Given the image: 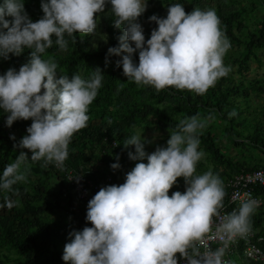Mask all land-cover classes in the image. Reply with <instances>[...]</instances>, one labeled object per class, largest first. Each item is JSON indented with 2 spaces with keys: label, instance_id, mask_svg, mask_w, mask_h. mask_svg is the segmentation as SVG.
Here are the masks:
<instances>
[{
  "label": "clouds",
  "instance_id": "obj_1",
  "mask_svg": "<svg viewBox=\"0 0 264 264\" xmlns=\"http://www.w3.org/2000/svg\"><path fill=\"white\" fill-rule=\"evenodd\" d=\"M106 2L111 5L113 27L123 29L118 46L109 48L107 55L125 53L116 67H122L127 80L157 91L173 87L203 95L231 71L223 63L231 44L214 9L196 7L186 13L182 4L170 5L166 18L149 17L157 28L145 45L143 29L136 21L146 11L147 0H41L43 16L36 22L25 12L23 0H4L0 58L29 49L30 59L18 71L9 69L0 75V109L8 114V127L17 120L32 123L14 145L27 149L30 158L20 151L0 175V190L5 193L0 208L19 206L12 197L19 195L13 186L27 182L22 166L29 160H43L41 167L50 163L61 167L73 135L87 126L89 106L104 79L101 70L91 71L88 79L79 74L71 79L58 76L55 58H45V53L53 46V37L63 52L68 48L65 35L74 40V33L93 34L96 14L104 11ZM137 51L138 65L133 62ZM209 119L197 114L180 120L168 132L166 146L150 154L144 151L149 141L142 140V135L126 139L124 147L134 146L136 153H129V159L147 163H137L123 184L102 187L88 202L86 220L92 226L69 233L64 264H178L177 254L187 264H226L223 257L229 242L250 232V217L258 201L244 199L238 209L222 215L223 181L211 170L196 174L205 155L198 150L197 133ZM178 178H183L185 191L169 196ZM210 240H219L223 246L213 250L207 245Z\"/></svg>",
  "mask_w": 264,
  "mask_h": 264
},
{
  "label": "trees",
  "instance_id": "obj_2",
  "mask_svg": "<svg viewBox=\"0 0 264 264\" xmlns=\"http://www.w3.org/2000/svg\"><path fill=\"white\" fill-rule=\"evenodd\" d=\"M177 1L181 3L184 0ZM192 1L194 6L189 7L190 12L196 7L216 11L220 28L226 38L243 46L236 59L239 61V70L248 71L249 61L257 58L256 51L264 50V0H255L262 8L261 20L255 29L247 33L244 41L237 37V32H242L245 27L243 20L248 15L245 8L229 10L221 4L212 6L201 4L197 0ZM23 2L24 10L33 22L42 18L41 0ZM3 3L4 0H0V5ZM255 7L253 5L252 8ZM152 15L158 18L167 16L165 13L151 10L138 17L137 23L147 22V28L143 31L145 45L151 32L157 28L155 22L149 21ZM95 18L97 28L93 34L74 33V40L65 35L68 42L67 51L58 50L55 37L53 46L46 50L45 58L51 55L58 64V76L65 74L71 79L74 74H79L82 78L88 79L91 71L99 68L104 79L96 98L89 106L87 126L73 135L68 145V157L63 165L57 167L55 163H50L47 167H41L43 160L37 162L29 160L27 166H22L21 170L27 172L28 181L14 185L13 188L18 190L19 195L12 197L19 200V206L10 210L6 207L0 208V264H64L63 249L65 244L70 242L69 233L92 226L86 220L87 209L76 199L73 191L63 184L67 172L82 174L95 182H102L106 176H110L112 180L110 186L123 184L126 174L139 161L129 159V153L136 154L135 147L125 148L124 142L134 135L135 126L150 116L155 118V127L158 130L170 132L184 118L197 114L219 115L225 122L224 132L228 139L233 133L237 139L242 140V143L255 146L264 155V131L261 123L255 119L241 118L244 111L236 103L237 100H244L248 96L247 88H244L242 83L224 76L203 95L173 87L157 91L150 86L137 85L121 77L122 67H116V62L125 53H121V56L107 55L109 48L118 46V37L123 35V29L113 27L114 16L110 3L106 2L104 11L97 13ZM6 19L11 20L10 17ZM102 24L105 25L108 42L105 49L94 43V37ZM29 59V49H24L19 56L10 54L8 59L0 58V75H4L9 69L18 71ZM133 62L137 65L139 63L138 51L133 54ZM253 88L264 91L260 83H254ZM233 111L236 115L229 117V113ZM7 115L0 109V175L4 167L12 163L20 151H24L29 158L31 156L27 149L21 150L14 145L27 135L26 129L30 127L32 121L29 119L13 122L8 133L2 126V120ZM14 134H17V137ZM197 135L199 146L214 162L213 174L218 175L222 181L240 172L264 169V165L250 166L226 156L209 129L199 130ZM92 163L102 165L105 171L94 172L86 169L87 165ZM116 163L119 164V168L112 169L111 165ZM182 189H185L184 181L177 179L168 195L171 196L174 190ZM256 193L264 197V187L257 188ZM4 195L5 193L0 190V204L4 203ZM65 213L67 215H63ZM58 214L61 216L62 224L55 222L54 217ZM64 220L70 221L69 226L64 224ZM250 223L251 231L264 238L262 209L254 211ZM261 246L264 248V241ZM232 260L235 264H264L247 259L242 247H239L232 256Z\"/></svg>",
  "mask_w": 264,
  "mask_h": 264
},
{
  "label": "rangeland",
  "instance_id": "obj_3",
  "mask_svg": "<svg viewBox=\"0 0 264 264\" xmlns=\"http://www.w3.org/2000/svg\"><path fill=\"white\" fill-rule=\"evenodd\" d=\"M201 4H211L215 6L216 4H221L229 10L239 9L241 7L245 8L248 11L247 18L243 20L244 28L242 32H237V37L244 41L247 33L253 29H255L256 25L261 20V6L256 4L255 0H197ZM179 3L177 0H147V8L144 13L150 12L151 10H156L161 13H165L167 15V8L170 5ZM182 4L186 13H190L191 6H194V2L192 0H184L179 3ZM253 5H255V9H253ZM147 22L142 21L141 27L146 30ZM95 45L105 49L108 46L107 42V34L105 30V25H100L98 34L94 37ZM231 47L223 57V63L226 67H230L231 71L226 75L229 79H232L238 83H242L244 88H247L248 96L244 100H237L240 109L244 111L241 118L247 117L250 120H257L261 123V127L264 131V91H258L253 88L254 83H260L262 87H264V50L256 51V59H251L249 61V70L242 71L239 70V61L236 60L239 57L240 51H242V44L237 45L236 42L229 40ZM121 77L127 78L121 74ZM246 106V107H245ZM199 115V114H198ZM211 116L212 119H209L207 122V126L202 130H210L216 140L218 141L219 146L222 149V152L235 161L245 162L246 164L252 165H264V155L260 150H258L255 146L242 143L241 139H237V137L232 133V136L228 139L225 136V122L220 119L219 115L210 114V115H199L201 119H205ZM155 118L153 116L148 117L144 122L139 123L134 128V134L142 135V140L149 141L144 144V151L147 154L152 153L156 147H164L166 146V142L169 139L168 132H162L155 127ZM17 137V134H14ZM235 143H240L236 145ZM199 151H202L205 155L198 162L196 166V174H203L208 170H213L214 162L199 146ZM144 162L147 163V160L138 161L137 163ZM90 171L94 172H104L105 168L100 164H89L87 168ZM25 171V170H24ZM33 180V178H31ZM182 179L183 178H178ZM28 181V179H27ZM63 215H67L66 213ZM54 217V215H53ZM56 219V223L62 224L60 218L61 216L58 214ZM69 222L64 220V224L69 226ZM70 240V239H69Z\"/></svg>",
  "mask_w": 264,
  "mask_h": 264
},
{
  "label": "built area",
  "instance_id": "obj_4",
  "mask_svg": "<svg viewBox=\"0 0 264 264\" xmlns=\"http://www.w3.org/2000/svg\"><path fill=\"white\" fill-rule=\"evenodd\" d=\"M6 119L2 120V126L10 133V127L6 126ZM112 180L110 176H106L102 182H95L87 176L82 174L69 171L66 174L63 184L69 187L76 199L87 209L88 202L94 197V195L102 188L110 186ZM225 190V197L223 199V207L220 212L222 215L231 213L234 209H238L240 202L244 199H254L258 201V207L255 210L262 209L264 211V197L256 193L257 188L264 187V169L259 168L249 172H240L230 176L223 181ZM179 191L183 193L185 189L174 190L171 192ZM250 194L245 196V194ZM264 238L258 236L256 232L251 231L244 236H236L228 244L225 251L223 260L226 264H235L232 260V256L235 255L239 247H242L244 256L254 262L264 263V248L261 243ZM208 247L215 250L216 248L222 247V242L219 240L207 241ZM201 251L204 250L203 246H200ZM178 264H187V261L181 259L177 254Z\"/></svg>",
  "mask_w": 264,
  "mask_h": 264
}]
</instances>
